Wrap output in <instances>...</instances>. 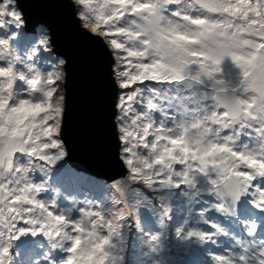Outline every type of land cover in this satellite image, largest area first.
Instances as JSON below:
<instances>
[{
	"label": "snow or ice",
	"instance_id": "obj_1",
	"mask_svg": "<svg viewBox=\"0 0 264 264\" xmlns=\"http://www.w3.org/2000/svg\"><path fill=\"white\" fill-rule=\"evenodd\" d=\"M46 2L102 58L81 135L121 171L107 201L61 204L83 179L64 164L72 57L0 0V264H128L132 229L141 264H171L172 239L190 264H264V0Z\"/></svg>",
	"mask_w": 264,
	"mask_h": 264
},
{
	"label": "water",
	"instance_id": "obj_2",
	"mask_svg": "<svg viewBox=\"0 0 264 264\" xmlns=\"http://www.w3.org/2000/svg\"><path fill=\"white\" fill-rule=\"evenodd\" d=\"M28 14L37 20H50L59 25L62 43L72 57L69 67V107L73 120L68 129L70 144L68 162L75 170L97 179L113 181L119 178L120 169L107 157L101 156L81 135V117L88 113L99 119L95 109L96 89L103 77V61L96 53V46L79 36L67 23L68 10L65 5L46 2V0H25ZM92 64L94 71L86 76L84 66Z\"/></svg>",
	"mask_w": 264,
	"mask_h": 264
},
{
	"label": "rangeland",
	"instance_id": "obj_3",
	"mask_svg": "<svg viewBox=\"0 0 264 264\" xmlns=\"http://www.w3.org/2000/svg\"><path fill=\"white\" fill-rule=\"evenodd\" d=\"M67 157L64 164L67 168L74 169L68 162ZM75 170V169H74ZM83 179L81 180H63L58 183L61 191V204L66 203L64 196L75 197L78 200H93V201H107L111 195L110 185L112 181L107 180H91L85 177L86 174L76 170ZM145 228L154 226L153 221L147 214L144 217ZM235 230V229H234ZM169 246L172 248L173 255L169 257L171 264H190L192 261H202L205 258L200 253L188 254L182 249V247L174 240L169 241ZM142 237L141 234L137 233L135 229H132L128 236V244L126 245L125 256L128 264H141V251H142Z\"/></svg>",
	"mask_w": 264,
	"mask_h": 264
},
{
	"label": "trees",
	"instance_id": "obj_4",
	"mask_svg": "<svg viewBox=\"0 0 264 264\" xmlns=\"http://www.w3.org/2000/svg\"><path fill=\"white\" fill-rule=\"evenodd\" d=\"M85 177L90 178L91 180L97 179V178L91 177V176H89V175H86ZM93 178H94V179H93ZM98 180H99V179H97V180H95V181H98Z\"/></svg>",
	"mask_w": 264,
	"mask_h": 264
},
{
	"label": "clouds",
	"instance_id": "obj_5",
	"mask_svg": "<svg viewBox=\"0 0 264 264\" xmlns=\"http://www.w3.org/2000/svg\"><path fill=\"white\" fill-rule=\"evenodd\" d=\"M87 175V174H86ZM92 177V176H91ZM100 180H103V179H100Z\"/></svg>",
	"mask_w": 264,
	"mask_h": 264
}]
</instances>
